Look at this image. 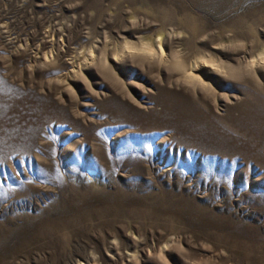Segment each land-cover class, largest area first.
Returning a JSON list of instances; mask_svg holds the SVG:
<instances>
[{"label": "rangeland", "instance_id": "obj_1", "mask_svg": "<svg viewBox=\"0 0 264 264\" xmlns=\"http://www.w3.org/2000/svg\"><path fill=\"white\" fill-rule=\"evenodd\" d=\"M157 35L237 70L264 0H0V264H264L263 74L212 79L215 111L155 67L77 56Z\"/></svg>", "mask_w": 264, "mask_h": 264}, {"label": "bare ground", "instance_id": "obj_2", "mask_svg": "<svg viewBox=\"0 0 264 264\" xmlns=\"http://www.w3.org/2000/svg\"><path fill=\"white\" fill-rule=\"evenodd\" d=\"M253 46L254 42H251L250 51L246 57L241 59V64L237 70L229 67L218 55L212 53L195 55L193 58H189V64L185 65L183 59L186 56L182 53L168 51L164 40H162V35H157L154 40L152 38H139L136 41L125 40L112 46L110 51L107 50L104 44L96 47L93 43H90L77 56L84 65L95 66L97 69L106 72V74L113 73V67L119 63H131L142 69L155 67L158 73L159 71L164 73V76L168 79L167 85L171 88H175L176 91L184 93L196 101L205 100L217 111L216 101L219 95L212 79L215 80L214 82L219 79H238V81H249L255 85H260L262 74V77H264V46L257 51H254ZM241 47L242 49L245 48L244 46ZM80 68L79 66L77 71L72 69L71 72L74 73V76L81 74ZM235 97L237 100L238 97ZM220 99L232 110H237L243 104L238 101L232 102L231 98L225 94H222ZM114 250H118L117 247H113L110 251ZM159 251L151 248L146 254L144 250H141V258L144 261H148V259L149 261L151 259L155 260L157 264H172L169 256L171 250H169V254H165L162 249ZM129 253L131 254L130 258L134 253ZM116 259L117 261L124 260L120 254L116 256ZM132 259L131 264H140L136 258ZM87 260L89 259L87 258ZM94 264L96 263L94 262Z\"/></svg>", "mask_w": 264, "mask_h": 264}]
</instances>
